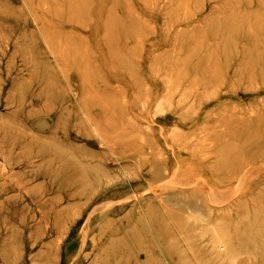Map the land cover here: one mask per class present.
<instances>
[{
	"label": "rangeland",
	"instance_id": "1",
	"mask_svg": "<svg viewBox=\"0 0 264 264\" xmlns=\"http://www.w3.org/2000/svg\"><path fill=\"white\" fill-rule=\"evenodd\" d=\"M263 239L264 0H0V264Z\"/></svg>",
	"mask_w": 264,
	"mask_h": 264
},
{
	"label": "bare ground",
	"instance_id": "2",
	"mask_svg": "<svg viewBox=\"0 0 264 264\" xmlns=\"http://www.w3.org/2000/svg\"><path fill=\"white\" fill-rule=\"evenodd\" d=\"M111 49V48H110ZM238 134V133H237ZM237 134H235V135H237ZM229 135V137H230V135H231V132L228 134ZM238 138V137H237ZM240 138V137H239ZM246 164H247V162H246ZM263 166V165H262ZM258 168V167H257ZM256 168V166L254 167V170L255 169H257ZM259 168H260V166H259ZM262 168V167H261ZM234 169H237V166L234 168ZM241 169H242V167H241ZM175 171V170H174ZM250 171H252L251 169H250ZM261 171V170H260ZM246 173V172H245ZM230 173H227V175H229ZM244 174V173H243ZM224 176V178L223 179H227V178H230L229 176ZM228 180V179H227ZM240 181V180H239ZM236 191V190H235ZM234 193V192H233ZM209 198V197H208ZM212 198V197H211ZM215 201V200H214ZM215 203V202H214ZM263 243H264V239H263V241H262ZM243 244V247H244V249H242L241 250V252H243V253H247L246 252V246L248 247V245L249 244H247V241H246V239L242 242ZM245 244H247V245H245ZM245 245V246H244ZM235 249H237V248H235ZM247 250L249 251V253H253L254 251H253V249L252 248H247ZM253 258H255V256H253ZM262 260H261V258L259 259V257L257 258V259H259V263L258 264H264V257L262 256Z\"/></svg>",
	"mask_w": 264,
	"mask_h": 264
}]
</instances>
